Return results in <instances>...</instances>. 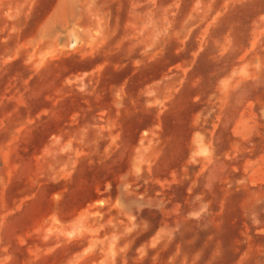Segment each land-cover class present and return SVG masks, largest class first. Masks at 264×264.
<instances>
[{"label":"rangeland","instance_id":"1","mask_svg":"<svg viewBox=\"0 0 264 264\" xmlns=\"http://www.w3.org/2000/svg\"><path fill=\"white\" fill-rule=\"evenodd\" d=\"M0 264H264V0H0Z\"/></svg>","mask_w":264,"mask_h":264}]
</instances>
